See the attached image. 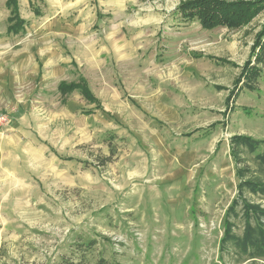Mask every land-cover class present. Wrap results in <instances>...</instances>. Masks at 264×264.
<instances>
[{"label": "rangeland", "instance_id": "obj_1", "mask_svg": "<svg viewBox=\"0 0 264 264\" xmlns=\"http://www.w3.org/2000/svg\"><path fill=\"white\" fill-rule=\"evenodd\" d=\"M35 1L7 35L0 0V264H264L221 248L230 138L264 140V72L228 101L264 12L208 29L178 15L190 0ZM81 76L103 110L61 97Z\"/></svg>", "mask_w": 264, "mask_h": 264}, {"label": "trees", "instance_id": "obj_2", "mask_svg": "<svg viewBox=\"0 0 264 264\" xmlns=\"http://www.w3.org/2000/svg\"><path fill=\"white\" fill-rule=\"evenodd\" d=\"M30 5L36 14H42L35 0H30ZM6 6L10 10L6 34L19 35L27 25V20L20 13L19 0H7ZM176 11L184 21H197L203 28L219 26L237 28L264 12V0H190L183 2ZM251 50L250 58L243 65L235 81V87L229 93V102L236 99L243 88L250 90L258 88V80L264 72V24L257 33ZM58 91L64 101L74 92H78L89 103L95 104L96 109L104 108L101 99L96 96L83 76L78 81H61ZM87 112L93 113L94 110ZM229 145L230 154L236 163L239 183L238 195L226 213L221 248L225 250L228 244H233L242 254L264 258V206L250 202L244 196L246 190L264 196V176L262 178L249 176L254 174H250L252 170L243 155L245 151L253 154L259 170H264V140L245 134H234L230 138ZM240 206L241 212L237 209ZM241 214L245 219V227L243 234L239 236L234 232L236 224L232 221V217L239 218Z\"/></svg>", "mask_w": 264, "mask_h": 264}, {"label": "crops", "instance_id": "obj_3", "mask_svg": "<svg viewBox=\"0 0 264 264\" xmlns=\"http://www.w3.org/2000/svg\"><path fill=\"white\" fill-rule=\"evenodd\" d=\"M6 2H7V0H6ZM8 19V18H7ZM8 21V20H7ZM6 29H7V27H6ZM61 82V81H60Z\"/></svg>", "mask_w": 264, "mask_h": 264}]
</instances>
